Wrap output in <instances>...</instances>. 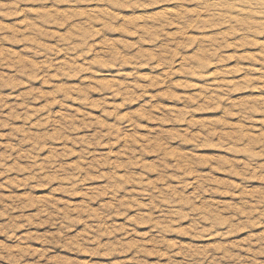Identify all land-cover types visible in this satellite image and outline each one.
I'll list each match as a JSON object with an SVG mask.
<instances>
[{
  "label": "rangeland",
  "instance_id": "1",
  "mask_svg": "<svg viewBox=\"0 0 264 264\" xmlns=\"http://www.w3.org/2000/svg\"><path fill=\"white\" fill-rule=\"evenodd\" d=\"M0 264H264V0H0Z\"/></svg>",
  "mask_w": 264,
  "mask_h": 264
}]
</instances>
